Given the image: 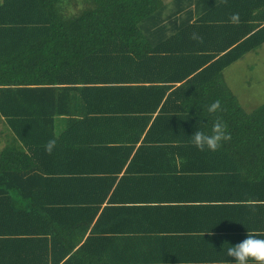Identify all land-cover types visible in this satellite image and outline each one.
I'll return each mask as SVG.
<instances>
[{"label":"trees","instance_id":"trees-1","mask_svg":"<svg viewBox=\"0 0 264 264\" xmlns=\"http://www.w3.org/2000/svg\"><path fill=\"white\" fill-rule=\"evenodd\" d=\"M62 3L0 0V264H235L236 219L264 216V104L222 72L264 45V0ZM217 117L231 141L197 150Z\"/></svg>","mask_w":264,"mask_h":264},{"label":"rangeland","instance_id":"rangeland-1","mask_svg":"<svg viewBox=\"0 0 264 264\" xmlns=\"http://www.w3.org/2000/svg\"><path fill=\"white\" fill-rule=\"evenodd\" d=\"M85 6L84 0H63L62 13L67 17L76 16ZM222 78L245 112L264 104V45L226 68ZM0 131L4 132L1 125Z\"/></svg>","mask_w":264,"mask_h":264},{"label":"clouds","instance_id":"clouds-1","mask_svg":"<svg viewBox=\"0 0 264 264\" xmlns=\"http://www.w3.org/2000/svg\"><path fill=\"white\" fill-rule=\"evenodd\" d=\"M227 0H225V3ZM230 22L233 24L239 23V15L233 14L230 17ZM192 39L203 43V38L197 34H193ZM209 114H216L223 111L221 101H214L207 109ZM192 144L197 150L203 152L220 151L225 143L231 141L232 136L228 130V125L219 117L212 124L211 131L196 130L192 135ZM56 139L49 140L45 147L47 154L51 155L56 147ZM227 244V243H226ZM228 245V244H227ZM227 256L235 260V264H264V239L258 238L257 234L248 231L247 238L235 246L227 248Z\"/></svg>","mask_w":264,"mask_h":264},{"label":"crops","instance_id":"crops-1","mask_svg":"<svg viewBox=\"0 0 264 264\" xmlns=\"http://www.w3.org/2000/svg\"><path fill=\"white\" fill-rule=\"evenodd\" d=\"M247 113H249V112H247ZM1 126H2V128L4 130V132L0 131V132H3L2 135L0 136V151L3 148V146H4V141H3L4 138L3 137H4V135L7 134V130L4 129L3 125H1ZM260 189H262L260 191V193L264 194V187H261ZM246 193H247V195L251 194V192L249 190H246ZM252 210L253 209H250L249 212H251ZM253 213H258V211L253 210ZM249 214L250 213H246L245 215H249ZM245 215L240 214L239 215V219H236V222H235L237 231L242 233V234H245L243 236V239H244L245 236H246L245 238H247L248 231L254 232V233L257 234L258 238L264 239V216H262L260 214L261 218H262V220H261L260 215L258 217H256V218H250L249 216H245ZM244 229L247 230V233L244 231Z\"/></svg>","mask_w":264,"mask_h":264}]
</instances>
